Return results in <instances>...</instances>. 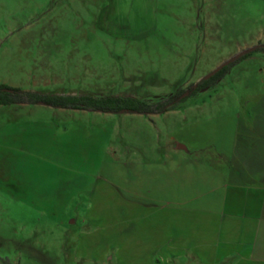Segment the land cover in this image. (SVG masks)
<instances>
[{
    "label": "rangeland",
    "instance_id": "rangeland-1",
    "mask_svg": "<svg viewBox=\"0 0 264 264\" xmlns=\"http://www.w3.org/2000/svg\"><path fill=\"white\" fill-rule=\"evenodd\" d=\"M261 45L259 0H0V86L32 93L154 103ZM262 97L255 51L163 114L0 106V264H207L153 258L157 226L121 207L136 197L208 206L223 184L208 169L239 126L259 124ZM85 209L99 217L83 221Z\"/></svg>",
    "mask_w": 264,
    "mask_h": 264
},
{
    "label": "crops",
    "instance_id": "crops-1",
    "mask_svg": "<svg viewBox=\"0 0 264 264\" xmlns=\"http://www.w3.org/2000/svg\"><path fill=\"white\" fill-rule=\"evenodd\" d=\"M262 98L259 124L248 129L239 126L236 129V139L232 140L230 154L216 156L215 163L218 165H210V174L221 179L223 184L220 192H217L219 197L208 199V206L196 203L195 197L187 200H153L150 197L143 200L136 197L130 204L126 202L121 207L125 211L130 210L132 217L141 216L132 222L157 226L153 229L151 227L148 233L152 237L150 253L153 258L169 260L185 255L204 260L207 264H264V97ZM186 174L191 176L188 173H160V178L164 181L170 178L183 179ZM139 179L150 180L152 176ZM144 185V193L148 194L147 189H151V183ZM217 190L212 188L208 192L214 194ZM138 194L141 193L136 191L135 195ZM116 199L115 205L121 204ZM85 210L82 212L83 221L88 218L94 221L99 217V210L94 214L92 210Z\"/></svg>",
    "mask_w": 264,
    "mask_h": 264
},
{
    "label": "trees",
    "instance_id": "trees-1",
    "mask_svg": "<svg viewBox=\"0 0 264 264\" xmlns=\"http://www.w3.org/2000/svg\"><path fill=\"white\" fill-rule=\"evenodd\" d=\"M255 51H264V45L246 49L239 57H232L219 70L207 79L188 86L181 90L158 99L154 103L129 96H59L54 94H39L21 91L16 88L0 86V106L16 104H37L57 109L88 110L100 113H133L144 115H158L172 110L177 104L198 91L206 90L212 86L233 62L250 57Z\"/></svg>",
    "mask_w": 264,
    "mask_h": 264
},
{
    "label": "water",
    "instance_id": "water-1",
    "mask_svg": "<svg viewBox=\"0 0 264 264\" xmlns=\"http://www.w3.org/2000/svg\"><path fill=\"white\" fill-rule=\"evenodd\" d=\"M242 53H243V51H241L239 54H237V55L234 56V57H239ZM228 61H231V59L228 60ZM228 61H226L225 63L221 64V65L218 66L215 70H213L212 72H210V73L208 74V76L205 77V79H207V78H209L210 76H212L217 70H219V69H220L223 65H225ZM178 147L181 148V149H184V147H182V146H178Z\"/></svg>",
    "mask_w": 264,
    "mask_h": 264
}]
</instances>
